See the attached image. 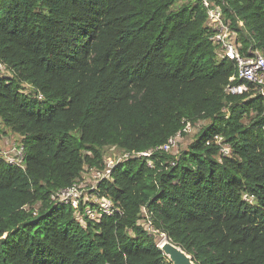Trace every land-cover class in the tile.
I'll use <instances>...</instances> for the list:
<instances>
[{
    "label": "trees",
    "instance_id": "16d2710c",
    "mask_svg": "<svg viewBox=\"0 0 264 264\" xmlns=\"http://www.w3.org/2000/svg\"><path fill=\"white\" fill-rule=\"evenodd\" d=\"M211 2L264 56V0ZM207 19L201 0H0V136L25 148L24 168L0 156V264H172L163 235L195 264H264V96L227 92ZM107 148L129 154L99 183L120 210L78 219L51 194Z\"/></svg>",
    "mask_w": 264,
    "mask_h": 264
},
{
    "label": "built area",
    "instance_id": "2783aa9c",
    "mask_svg": "<svg viewBox=\"0 0 264 264\" xmlns=\"http://www.w3.org/2000/svg\"><path fill=\"white\" fill-rule=\"evenodd\" d=\"M203 7L208 15V25L214 31L213 39L222 45L224 57L235 60L238 68V79L242 84H234L235 76L230 78L231 84L227 86V92L233 95L242 94L249 89V85H255L264 96V56L259 51H254L252 55H247L240 51V44L237 34L230 27V22L226 21L220 6H214L211 0H201ZM7 71L5 63L0 59V73ZM190 125L186 126V131ZM182 136L178 133L170 137L168 141L160 147L165 151L171 152ZM222 136H215L214 140L222 141ZM225 154L229 153L228 145L222 146ZM6 160L24 168L25 148L21 143L11 142L7 152H0ZM5 154V155H4ZM139 156H149L151 152L138 153ZM129 154H120L118 159H105L104 169L86 167L84 174L77 179L71 186L60 189L51 194V199L55 203L69 205L73 208L78 219L84 217L101 221L102 219L113 216L120 209L114 202L99 193V183L110 176L112 168Z\"/></svg>",
    "mask_w": 264,
    "mask_h": 264
},
{
    "label": "rangeland",
    "instance_id": "374dc122",
    "mask_svg": "<svg viewBox=\"0 0 264 264\" xmlns=\"http://www.w3.org/2000/svg\"><path fill=\"white\" fill-rule=\"evenodd\" d=\"M203 123H200L202 126ZM199 125V124H198ZM199 126L197 127H191L188 129V132L185 136H181L178 139L177 145L173 148V152H177L183 149H186V147L189 145V143L193 140L194 136L198 132ZM11 142H20V138L18 135L10 134V133H5L0 136V152H7L8 149L10 148V143ZM1 154V153H0ZM120 152L116 150L115 148H107L105 150V159H118L120 158ZM2 155V154H1ZM5 155V154H4ZM144 222H146V218L143 219ZM164 236V235H163ZM162 236V237H163ZM161 237V238H162ZM160 238V240H161ZM159 240V239H158Z\"/></svg>",
    "mask_w": 264,
    "mask_h": 264
},
{
    "label": "water",
    "instance_id": "95a60500",
    "mask_svg": "<svg viewBox=\"0 0 264 264\" xmlns=\"http://www.w3.org/2000/svg\"><path fill=\"white\" fill-rule=\"evenodd\" d=\"M159 246L172 264H195L192 257L168 237Z\"/></svg>",
    "mask_w": 264,
    "mask_h": 264
},
{
    "label": "bare ground",
    "instance_id": "6f19581e",
    "mask_svg": "<svg viewBox=\"0 0 264 264\" xmlns=\"http://www.w3.org/2000/svg\"><path fill=\"white\" fill-rule=\"evenodd\" d=\"M165 237H166V236H163V237L161 238V240H160V244L164 243V241H165Z\"/></svg>",
    "mask_w": 264,
    "mask_h": 264
},
{
    "label": "clouds",
    "instance_id": "9594fccd",
    "mask_svg": "<svg viewBox=\"0 0 264 264\" xmlns=\"http://www.w3.org/2000/svg\"><path fill=\"white\" fill-rule=\"evenodd\" d=\"M20 143V142H19ZM0 156H2L1 154H0ZM2 157H4V156H2ZM5 158V157H4ZM6 159V158H5Z\"/></svg>",
    "mask_w": 264,
    "mask_h": 264
}]
</instances>
